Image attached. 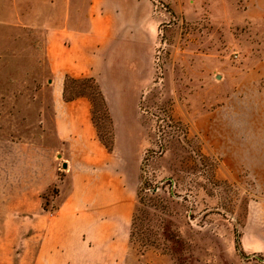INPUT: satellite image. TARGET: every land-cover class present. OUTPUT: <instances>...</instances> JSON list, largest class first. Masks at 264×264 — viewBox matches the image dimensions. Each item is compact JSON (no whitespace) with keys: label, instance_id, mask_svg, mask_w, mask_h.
<instances>
[{"label":"rangeland","instance_id":"rangeland-1","mask_svg":"<svg viewBox=\"0 0 264 264\" xmlns=\"http://www.w3.org/2000/svg\"><path fill=\"white\" fill-rule=\"evenodd\" d=\"M42 1L48 24L52 0ZM163 1L160 12L153 5L156 40L137 70L139 96L123 142L134 180L138 160L136 220L120 251L102 252L106 259L89 264H264L263 252L246 248L258 236L251 217L264 195L246 171L231 168L229 148L213 124L229 95L264 91L262 76L250 77L264 58V17H248L245 0ZM35 16L30 0H0V172L18 170L16 146L34 143L41 109H51L46 26L37 27ZM86 76L67 74L64 94L91 99L98 134L113 148L111 101ZM57 191L44 192L47 207L58 205ZM0 234V264L35 263L34 243L14 228L0 227Z\"/></svg>","mask_w":264,"mask_h":264},{"label":"crops","instance_id":"crops-1","mask_svg":"<svg viewBox=\"0 0 264 264\" xmlns=\"http://www.w3.org/2000/svg\"><path fill=\"white\" fill-rule=\"evenodd\" d=\"M30 1L37 27L46 26L51 109H41L43 125L34 143L16 146L18 170L0 172V227L14 228L35 244L34 264H89L106 259L102 252L116 254L123 233L129 234L138 160L134 180L123 142L139 96L137 70L149 61L158 20L151 0H52L51 22L45 24L44 2ZM245 3L248 17H264V0ZM67 74L93 76L111 101L113 148L98 134L91 99L65 97ZM257 76L264 79V58L250 77L255 82ZM226 101L213 113V124L231 153L229 165L236 174L246 171L264 195V91L235 92ZM11 148L4 146V156ZM55 186L58 205L49 208L44 192ZM258 212L251 217L258 236L246 248L264 253V202Z\"/></svg>","mask_w":264,"mask_h":264},{"label":"trees","instance_id":"trees-1","mask_svg":"<svg viewBox=\"0 0 264 264\" xmlns=\"http://www.w3.org/2000/svg\"><path fill=\"white\" fill-rule=\"evenodd\" d=\"M86 78H88V79H91L92 81H94V83H95V85L96 86H98L99 87V83L97 82V80L93 77V76H86ZM65 87H66V81H65ZM99 89H100V87H99ZM65 91V90H64ZM100 91V90H99ZM100 93H101V91H100ZM78 95H86V94H84V93H74V94H70V95H67V96H65L66 98H74V97H76V96H78ZM143 185L141 186V190L143 189ZM143 198V195L141 194V199ZM136 216H137V214L135 213V215L133 216V221H132V228H133V226H134V223H135V220H136Z\"/></svg>","mask_w":264,"mask_h":264},{"label":"built area","instance_id":"built-area-1","mask_svg":"<svg viewBox=\"0 0 264 264\" xmlns=\"http://www.w3.org/2000/svg\"><path fill=\"white\" fill-rule=\"evenodd\" d=\"M153 5H154V8H155V11L157 12H160L162 8H165L166 9V3L163 1V0H151Z\"/></svg>","mask_w":264,"mask_h":264},{"label":"water","instance_id":"water-1","mask_svg":"<svg viewBox=\"0 0 264 264\" xmlns=\"http://www.w3.org/2000/svg\"><path fill=\"white\" fill-rule=\"evenodd\" d=\"M64 166L66 167V166H67V164H64Z\"/></svg>","mask_w":264,"mask_h":264}]
</instances>
